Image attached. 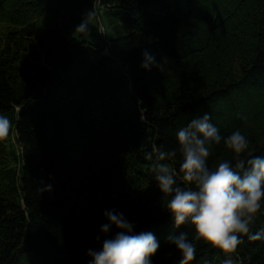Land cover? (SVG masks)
Returning a JSON list of instances; mask_svg holds the SVG:
<instances>
[{
    "label": "trees",
    "instance_id": "16d2710c",
    "mask_svg": "<svg viewBox=\"0 0 264 264\" xmlns=\"http://www.w3.org/2000/svg\"><path fill=\"white\" fill-rule=\"evenodd\" d=\"M95 6L124 31L75 38ZM0 25V115L12 122L0 141V264H89L88 250L119 231L101 232L112 210L156 237L151 264H179L170 238L181 233L197 247L191 264H222L190 223L175 225L153 167L194 187L176 132L205 113L221 136L210 168L235 163L224 141L237 130L243 158H264V0H0ZM156 148L176 155L146 159ZM259 213L252 234L264 230V202ZM241 239L232 259L264 264V239Z\"/></svg>",
    "mask_w": 264,
    "mask_h": 264
},
{
    "label": "clouds",
    "instance_id": "9594fccd",
    "mask_svg": "<svg viewBox=\"0 0 264 264\" xmlns=\"http://www.w3.org/2000/svg\"><path fill=\"white\" fill-rule=\"evenodd\" d=\"M94 15V11L87 12L76 31L87 32ZM144 58L142 68L150 70L158 66L147 51ZM11 130V120L0 115V141L6 140ZM176 141L183 156L180 172L184 184L194 187H181L166 164H155V180L161 192L171 197L166 209L173 215L177 227L190 223L196 240L225 254L227 258L222 264H239L232 259V254L242 243L241 237L264 239V230L252 234L250 228L264 202V158H243L249 141L237 130L224 141L235 154V163L224 160L210 168L208 145L219 144L221 136L208 113L177 129ZM175 155V149L156 148L146 153V159L152 160L155 156L156 161H164ZM104 215L109 223L102 225L101 232L108 233L113 225L119 231L114 238L103 241L101 250H88L89 264H151L150 258L159 248L156 237L151 232L133 234L134 225L115 210L105 211ZM170 242L180 253L179 264H191L196 259L197 247L186 233L170 238Z\"/></svg>",
    "mask_w": 264,
    "mask_h": 264
},
{
    "label": "rangeland",
    "instance_id": "374dc122",
    "mask_svg": "<svg viewBox=\"0 0 264 264\" xmlns=\"http://www.w3.org/2000/svg\"><path fill=\"white\" fill-rule=\"evenodd\" d=\"M104 9V8H103ZM102 8H100L99 6H95L93 7L92 10L89 11H94L95 15L92 18L90 24H89V30L87 32H79V31H74V37L78 38V39H82L83 41L89 42V43H94L97 41V37L102 38L103 36H105L106 38H111L114 37V34L117 31H124L121 29H117L114 24H109L105 17L103 16V10ZM89 11H86L83 15V18L85 16V14ZM81 23V22H80ZM39 24V25H38ZM46 24V21H42V20H35L33 23V27L34 28H38V31H41L43 26ZM9 29H6L5 27H3L2 25H0V48L2 47V45L4 44L3 42L5 41V32L8 31ZM248 139V138H247ZM260 213H257L256 217L260 216ZM255 217V218H256Z\"/></svg>",
    "mask_w": 264,
    "mask_h": 264
}]
</instances>
